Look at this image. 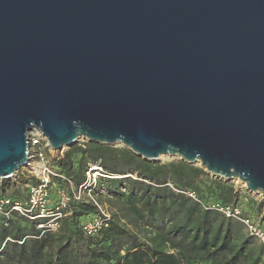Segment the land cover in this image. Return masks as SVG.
I'll return each instance as SVG.
<instances>
[{"label": "water", "instance_id": "obj_1", "mask_svg": "<svg viewBox=\"0 0 264 264\" xmlns=\"http://www.w3.org/2000/svg\"><path fill=\"white\" fill-rule=\"evenodd\" d=\"M35 130L198 164L264 205V0H0V179Z\"/></svg>", "mask_w": 264, "mask_h": 264}, {"label": "trees", "instance_id": "obj_2", "mask_svg": "<svg viewBox=\"0 0 264 264\" xmlns=\"http://www.w3.org/2000/svg\"><path fill=\"white\" fill-rule=\"evenodd\" d=\"M46 156L56 174L51 202L56 189L71 194L86 185L91 165L106 176L88 187L93 200L68 203L55 232L38 228L45 220L10 209L28 203L33 175L19 170L0 179V199L11 201L0 212V264H264V246L241 222L250 217L242 209L225 217L216 208L238 205L235 185L199 166L179 159L152 163L124 147L87 141ZM96 220L101 226L88 233L85 227Z\"/></svg>", "mask_w": 264, "mask_h": 264}, {"label": "built area", "instance_id": "obj_3", "mask_svg": "<svg viewBox=\"0 0 264 264\" xmlns=\"http://www.w3.org/2000/svg\"><path fill=\"white\" fill-rule=\"evenodd\" d=\"M50 146L47 139L39 131H33L30 133L28 159L36 162V167L31 166L29 163L27 166L31 170V175L37 179V184L34 186H28V203H14L11 205L13 211H16L20 215L30 217L34 221L45 220L44 224L38 225L39 229H46L47 231L55 232L59 228V220L63 217V211L68 206V203L73 200H79L87 198L93 200V195L88 187L94 184L98 177H105L101 166L91 165L86 171L87 182L86 185L80 186L77 191L68 194L63 189L55 190V201H50V183L51 178L56 176L48 165L46 153L50 151ZM69 184V188L72 190V184ZM87 190V193L84 192ZM11 201L8 199H0V212L8 207ZM51 205V206H50ZM217 210L225 217H238L241 214V208L239 205L232 206H219L216 205ZM104 218H108V212L101 211ZM241 222L245 226L246 232L254 237L261 245L264 246V229L259 222L253 221L250 218H242ZM101 226V221L96 220L93 223H89L85 229L88 233H93L97 228Z\"/></svg>", "mask_w": 264, "mask_h": 264}, {"label": "rangeland", "instance_id": "obj_4", "mask_svg": "<svg viewBox=\"0 0 264 264\" xmlns=\"http://www.w3.org/2000/svg\"><path fill=\"white\" fill-rule=\"evenodd\" d=\"M80 141H85V140H80ZM79 141V142H80ZM116 147H122V146H119V145H117ZM67 149H69V148H63L61 151H54V150H52V149H50V151L49 152H47L48 153V160H50V159H52L53 157L54 158H57L58 156H61ZM173 159H177V158H171V157H165V158H162L161 160H160V163L161 162H168V161H170V160H173ZM29 163H31V166H33V167H36V162L35 161H33V159L31 160V161H29L28 162V164ZM27 164V165H28ZM25 166V167H23V168H21L20 170L21 171H24L25 173H30L31 174V170H30V168L28 167V166ZM196 166H199L198 164L196 165ZM200 167V166H199ZM18 173V172H17ZM16 173V174H17ZM211 176V175H210ZM212 178H216V177H213V176H211ZM231 183H233L234 185H235V187H237L238 189H241V190H244L246 193H247V197H246V199L244 200V199H242L243 200V202L242 203H240V204H238L239 206H240V208L243 210V212H249L250 214H251V212H253V207H254V205H255V203H257L259 200H260V196L259 195H256V194H253V193H248L244 188H243V186L239 183V181L238 180H234V181H232ZM52 196H53V194H52ZM251 201H253V202H251ZM247 214V213H246ZM248 215V214H247ZM250 219H252L253 221H257V219H254V217H251L250 216ZM144 238V237H143ZM142 238V239H143Z\"/></svg>", "mask_w": 264, "mask_h": 264}, {"label": "crops", "instance_id": "obj_5", "mask_svg": "<svg viewBox=\"0 0 264 264\" xmlns=\"http://www.w3.org/2000/svg\"><path fill=\"white\" fill-rule=\"evenodd\" d=\"M236 192L238 194V204H240L243 202L242 199L245 200L248 195L244 190L238 189L237 187H236ZM246 213L248 214V217L251 216L254 217V219H257L256 222H259L261 227L264 229V205L261 200L255 203L253 207V212H251V214L249 212Z\"/></svg>", "mask_w": 264, "mask_h": 264}, {"label": "bare ground", "instance_id": "obj_6", "mask_svg": "<svg viewBox=\"0 0 264 264\" xmlns=\"http://www.w3.org/2000/svg\"><path fill=\"white\" fill-rule=\"evenodd\" d=\"M162 158V157H161ZM243 185H244V183H243Z\"/></svg>", "mask_w": 264, "mask_h": 264}]
</instances>
